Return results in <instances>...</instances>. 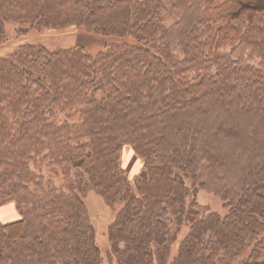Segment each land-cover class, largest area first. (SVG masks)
Returning a JSON list of instances; mask_svg holds the SVG:
<instances>
[{
    "label": "trees",
    "instance_id": "trees-1",
    "mask_svg": "<svg viewBox=\"0 0 264 264\" xmlns=\"http://www.w3.org/2000/svg\"><path fill=\"white\" fill-rule=\"evenodd\" d=\"M90 192L112 264H264V0H0V264H105Z\"/></svg>",
    "mask_w": 264,
    "mask_h": 264
},
{
    "label": "rangeland",
    "instance_id": "rangeland-1",
    "mask_svg": "<svg viewBox=\"0 0 264 264\" xmlns=\"http://www.w3.org/2000/svg\"><path fill=\"white\" fill-rule=\"evenodd\" d=\"M12 23H7L6 25V33H7V37L12 36L13 34V26L11 25ZM46 32H50V31H46ZM44 31H41V34H43ZM39 37H43V35L39 36ZM64 40L68 39L66 36L62 37ZM50 39H58L57 37H51ZM90 53H95L96 49L102 48L101 46H103L104 44L102 42H98V40L95 39H91L90 40ZM125 161H126V168H129L130 172L129 175H132V173H134L135 171V166L132 167L133 164L130 163V161H132V158L130 157V155L128 154L127 156H125ZM137 166V164H134ZM194 194H195V200L196 202L204 207L210 208L214 211H218L220 213H223V206H222V201L220 199L219 196L215 195L213 192L209 191L208 188H203V189H195L194 190ZM85 203L87 204L90 212L95 216H99L98 218L100 225H103V229L106 228V226L108 225V221L112 218V216L109 214L108 217L105 218V215L108 212V206L105 204V202H103V200L101 199V197L93 192H90L86 195L85 197ZM101 203H104L106 206L104 207L103 205H101ZM18 207L15 206V204L13 203V201L11 200V198H8L7 200L1 201L0 202V222H8L11 220H15L17 218H19V213H18ZM106 224V226L104 227V225ZM186 227V226H185ZM96 228V232L98 231L99 227H95ZM185 229V228H184ZM183 234V231H181L180 236ZM183 236V235H182ZM181 236V237H182ZM102 235H100V238H98L97 243L99 244L102 253L105 252V258H106V263L105 264H112L113 260H109L108 257L106 256V254L109 253L108 247V240L102 239ZM175 249L177 250V242L173 244L172 246V252L175 251ZM176 252V251H175ZM173 255V253H172ZM104 256V254H103ZM104 258V257H103ZM105 260V259H104Z\"/></svg>",
    "mask_w": 264,
    "mask_h": 264
},
{
    "label": "crops",
    "instance_id": "crops-1",
    "mask_svg": "<svg viewBox=\"0 0 264 264\" xmlns=\"http://www.w3.org/2000/svg\"><path fill=\"white\" fill-rule=\"evenodd\" d=\"M90 215H91V212H90ZM108 215H109V212H108V214L105 216V218L106 217H108ZM99 216H96V219H95V227H99V229H98V231L96 232V235H95V240H96V242H97V240H98V238H100V235H102V239H105V240H107V235H106V228L105 229H103V230H101L102 228H103V225H100V223H99V218H98ZM106 226V224L104 225V227Z\"/></svg>",
    "mask_w": 264,
    "mask_h": 264
}]
</instances>
